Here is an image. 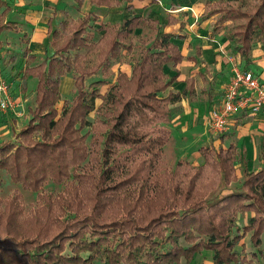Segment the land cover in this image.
Segmentation results:
<instances>
[{
	"label": "trees",
	"instance_id": "trees-1",
	"mask_svg": "<svg viewBox=\"0 0 264 264\" xmlns=\"http://www.w3.org/2000/svg\"><path fill=\"white\" fill-rule=\"evenodd\" d=\"M87 1L125 5L128 17L97 26L93 11L73 18L61 10L46 21L51 52L37 62L21 25L8 17L13 8L0 0V34L18 35L24 45L18 80L37 82L28 121L14 141H0V170L35 196L27 204L15 187L0 198V264H179L202 251L211 253V264L262 257L264 138L257 171L247 169L234 142L222 146L230 132L218 135V148L199 147L197 164L169 165L163 147L172 139L171 105L184 94L168 89L178 78L185 36L165 32L175 18L136 15L132 0ZM82 2H75L78 10ZM199 17L214 19V33L230 24L231 51L241 70L252 72L255 47L264 55V0H206ZM116 63L130 72L114 74ZM65 76L73 81L71 99L60 93ZM247 234L249 257L237 251Z\"/></svg>",
	"mask_w": 264,
	"mask_h": 264
},
{
	"label": "crops",
	"instance_id": "crops-1",
	"mask_svg": "<svg viewBox=\"0 0 264 264\" xmlns=\"http://www.w3.org/2000/svg\"><path fill=\"white\" fill-rule=\"evenodd\" d=\"M77 1L78 0H75V2ZM155 1L158 2V0H132L131 5L134 6L135 14L136 9L139 6L144 7L145 9L143 12L147 11L149 13L148 16L151 17L158 10L159 4H155ZM163 1L165 4L164 10L168 11L169 14L167 18H175L176 22L174 25L166 26L165 32L174 34L182 30V32H184L183 34H187H185V40L180 43L182 59L177 65L178 78L176 83L169 88L173 91V93L179 92L184 94V97L181 101L176 102V104L172 106V123L170 124V128L173 131H176V138L173 140H175V143L178 144L180 148L178 159L185 160L193 165L200 161L199 152L194 151L191 153L190 151H187L188 148H190V143L185 144V142L189 140V142H194V140L200 141V139H202L204 134L202 130L204 122L203 116H205L211 108L215 107V105L220 102L222 96L221 89L228 83V79H230L226 75L228 68L230 70L229 76L231 75L232 61H229V58L233 60L235 59L239 63L240 61L238 55H232L227 51L228 41L224 38V40L219 39V41L215 39L222 36L223 32H221V29L219 33H208L207 36L204 35L205 32L203 29L212 21V18L199 21V24L197 20L194 18L192 19V16L197 17V15L202 13L206 0ZM159 2L160 4L162 3L160 0ZM59 3H61L60 0H25V2L18 1V3H14V5L11 3L9 4L13 8L12 13H18L16 21L21 25L22 32L25 34V28H31L28 36L27 34L25 35L28 37L27 46L31 52L36 55V61L43 57L47 48H49L46 36V21L48 19V16L46 15V12L48 11L47 6L53 5L55 7H59ZM118 8L122 9L123 7L120 5L115 6L114 8H97L90 6L87 0H83L78 14L80 16L89 11H93L97 15L99 11H110L111 9L114 11ZM169 8L170 10H168ZM60 13L61 12H59V15H61ZM123 14L125 13L123 12ZM125 15L127 16V14ZM100 16L103 22H109L107 18L108 15ZM155 18L157 19V17ZM9 34L10 33L0 34V41L4 42L1 44L0 51H3L4 48L11 50L6 42L11 39L9 37L11 35ZM19 49L21 50V48ZM2 54L3 53L0 52V55ZM252 60L253 64L251 70L253 74L256 76L259 75V77L264 81L263 52L260 49L253 50ZM128 68V71L130 72V67ZM128 71L122 72L128 74ZM165 72L169 75L173 74L171 69L167 67L165 68ZM188 81L191 83V86ZM22 82H25V88L31 86L33 91L37 83L34 78H28L26 81ZM184 88L185 92L183 93ZM0 113H2L0 118L3 117L2 119L5 121L4 124L7 123L9 125L11 120L9 117L10 114L3 112ZM234 117L229 120L230 123L227 130V132H230L233 136L228 138L225 144L227 145L231 141L234 142L240 150L244 152L246 151V158L248 157L249 152L252 154L253 151L254 154V149H257L259 153L258 146L264 138V110L256 116H254V114L249 115L242 113L236 120ZM200 130H202V136H199ZM204 136L208 140L212 138L211 135L209 136L208 134H204ZM213 141V144H221V141L216 138ZM207 146L201 145L200 147ZM222 146L224 147L225 145L222 144ZM259 169L260 164L259 167L253 170L257 171ZM211 256V253L209 255L208 253L202 251L200 253H195V256L188 263H185V261L182 260L179 264H211ZM260 259L262 260L261 263L264 264V254ZM253 261L254 259L251 263Z\"/></svg>",
	"mask_w": 264,
	"mask_h": 264
},
{
	"label": "rangeland",
	"instance_id": "rangeland-1",
	"mask_svg": "<svg viewBox=\"0 0 264 264\" xmlns=\"http://www.w3.org/2000/svg\"><path fill=\"white\" fill-rule=\"evenodd\" d=\"M9 4L11 3L12 5H14V3H18V1L20 2H25V0H6ZM61 3L58 4V6L60 7H55L53 5L51 6H47L48 7V11L46 12V15L49 17L55 15V17H60L59 15V12L61 10L63 11H66L68 16L69 17H78L79 14L78 12L80 10L77 9V7L75 6V0H60ZM162 1V3L160 4L159 0L158 2L155 1V4H159L158 6V10L153 14V16H151L152 18H155L157 17V19H159L162 23H166L168 21V18L167 16L169 15L168 14V11L164 10V7H165V4H164V1L163 0H160ZM163 4V6H162ZM55 5V4H54ZM122 9L118 8V9H115L114 11L111 9L110 11L109 10H103V11H99L97 13L98 17L100 15H108L107 18H108V21L109 22H112V23H119L121 22L123 19L127 18V16L125 15L126 13L124 12V7L125 5H122ZM145 8L144 7H139L136 9V15H141V16H144V15H148L149 13L147 11L143 12ZM170 10V8L168 9ZM123 12L125 14H123ZM105 13V14H104ZM62 14V13H61ZM200 15H197V17H194L192 16V19L194 18L195 20L198 21V24H199V17ZM9 19L12 18L14 20H16V17H18V13L17 12H13L11 13L9 16ZM104 17V16H103ZM101 16L99 17V22L95 23V25H100L101 22H103L101 20ZM156 19V18H155ZM214 22V19L212 18V21L210 23L207 24V26L204 27V32H205V36L208 35V33H211L213 34L214 32H212V24ZM23 25V24H22ZM182 29V28H181ZM25 34H28L30 33L31 31V28L30 27H26L25 28ZM185 31V30H184ZM221 32L222 33V36H219L217 38H215L216 40L219 41L220 40H227V35L230 33V24H225L224 26H222L221 28ZM178 33L182 34L185 36V34H183L184 32H182V30L178 31ZM11 36H9L11 39H9L10 41H6L7 44L9 45V47L11 48V50H8L6 48L3 49V51H0L2 52L3 54L0 55V75L4 78V80L8 83L9 85V93H10V96L16 100V102H19L21 99L23 101V107H24V112L25 114L24 115H16L15 113H12V112H7L9 113V117L11 118L10 122H9V125L5 123V121H3V117L0 118V141L1 140H12L14 141L15 140V137L13 136V133L14 132H18L22 126L28 121V114L26 112V107L28 106V104L33 100L34 96H33V93L34 91L31 89V86H28V88H25V82H22L20 80H18L19 78V72L21 71L22 69V65H23V59H22V56H21V52H20V49L19 48H23L24 45L21 43L20 39L21 37L18 36V35H12V34H9ZM187 35V34H186ZM186 37V36H185ZM210 38H213V37H210ZM224 38V39H223ZM7 40V39H5ZM4 40V41H5ZM1 43L3 44L4 42L1 41ZM228 49L227 51L234 55L235 53H233L231 50H232V45L231 43L228 41ZM255 49H260L258 46L255 47ZM254 49V50H255ZM47 52H51L50 51V48H47ZM236 55V54H235ZM14 57L15 60L12 61V62H9V60L11 59V57ZM42 58V57H41ZM41 58H39L38 61L41 60ZM37 61V62H38ZM9 62V63H8ZM129 65L128 64H125V63H116V65H114L113 67V72L114 74H116L117 71L119 70H122V71H128L129 70ZM169 68V67H167ZM239 68H240V63H239ZM241 69V68H240ZM229 68L227 69V77L230 78L231 76H229ZM129 72V71H128ZM259 81L264 85V81L259 77V75L257 76ZM113 78V77H112ZM111 78V83L114 82V79ZM229 80V79H228ZM72 78L71 76H65L61 79V84H60V93H61V96H62V99H71L72 98ZM225 85V84H224ZM106 86L102 87L101 88V93L104 92L106 90ZM223 90V87L222 89ZM168 91L170 92H173L171 91L170 89H168ZM222 95H223V91H222ZM222 97V96H221ZM61 102L60 101L58 104H57V109H59V107L61 106ZM99 104V101H96V106ZM174 105V104H173ZM171 105V108L172 106ZM212 109V108H211ZM210 109V110H211ZM209 110V111H210ZM264 110V107L257 113H255L256 115H258L261 111ZM208 111V113H209ZM208 113L205 114V116H203V132L205 135H211L212 138H210V140H208L204 134H203V137L202 139H200V141L198 140H194V142H185V144H189L190 143V148H188L187 151H190L191 153L194 152V151H197L196 149H198L201 145H210V146H213L214 148H218L220 145L218 144H213L212 142H214L213 140L217 137H219L218 135H213L212 133L206 131V120H207V117H208ZM2 113H0L1 115ZM249 114V113H248ZM254 114V116H256ZM250 115V114H249ZM93 118H94V113H90L89 117H88V121L89 122H92L93 121ZM171 127V125H170ZM201 129V128H200ZM202 130L199 131V136H202L201 135V132ZM170 131H171V141L165 145L163 147V152H164V158L166 160V162L169 164V165H173L175 164L177 161H178V154L180 153L179 150V145L175 143V133L176 131H173L171 128H170ZM227 132V131H226ZM205 137V138H204ZM179 143V142H178ZM180 143H183V142H180ZM223 145H226L225 143ZM255 152L253 154V151H252V154L251 152L248 153V157L246 158V151H242L243 152V155H244V158L246 159V167L248 170H253V169H256L257 167H259V160H258V150L257 149H254ZM259 163V164H258ZM261 165V164H260ZM238 174H239V171H238ZM46 189L49 190V191H54V192H57L60 190L59 187L57 186H54L52 184H46ZM237 186V184H234L233 187L235 188ZM15 187H18L20 190L21 188L19 186H15L12 184V182L10 181V178L8 176V174L4 171H1L0 170V198L2 197H5L7 196L8 194H10V192L12 190L15 189ZM22 195H23V199L24 201L27 203V204H33L35 202V196L33 193H28V192H25V191H22ZM248 217V214L244 215L243 217H240L239 219V223L241 226L246 222V218ZM242 251L241 253L243 254H247L248 257H249V254L248 252L249 251H254L253 249V246L251 245L249 239H248V234L245 235L244 237H242V240L240 242V245L237 247V251ZM205 253H208L210 255L209 252H206L204 251ZM261 258V257H260ZM258 258V259H254V261L252 263L250 262H246L244 264H262V260ZM261 260V261H260ZM260 261V262H259Z\"/></svg>",
	"mask_w": 264,
	"mask_h": 264
},
{
	"label": "built area",
	"instance_id": "built-area-1",
	"mask_svg": "<svg viewBox=\"0 0 264 264\" xmlns=\"http://www.w3.org/2000/svg\"><path fill=\"white\" fill-rule=\"evenodd\" d=\"M231 77L223 87L220 102L213 107L207 117L206 131L213 135L228 130L230 118L238 112L246 111L255 114L264 107V85L258 77L249 71L239 68V62L229 58ZM16 102L9 93V85L0 75V112H12L24 115L23 101Z\"/></svg>",
	"mask_w": 264,
	"mask_h": 264
}]
</instances>
